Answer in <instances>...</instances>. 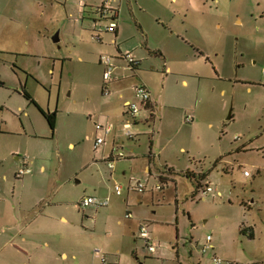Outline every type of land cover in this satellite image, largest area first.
<instances>
[{
    "label": "rangeland",
    "instance_id": "obj_1",
    "mask_svg": "<svg viewBox=\"0 0 264 264\" xmlns=\"http://www.w3.org/2000/svg\"><path fill=\"white\" fill-rule=\"evenodd\" d=\"M114 1L121 48L145 55L140 82L157 89L162 107V128L132 125V138L123 130L128 116L118 92L112 87L111 95L103 94L99 58L112 54L92 37V9L81 22L79 0H0V105L9 130H18L19 121L32 123V144L22 152L34 162L27 193L34 200L35 189L46 186L37 197L55 204L50 213L65 215L78 231L66 245L79 260L69 251L58 262L85 264V256L89 262L100 250L116 264H215V257L264 264V0ZM23 90L44 112H56L54 132ZM188 116L199 122L195 129L185 123ZM103 118L114 131L95 150V125ZM115 133V146L126 155L148 153L153 137L174 181L156 192L158 179H149L141 165L130 170L121 160L111 171L103 157ZM201 174H208L204 181ZM139 179L145 192H129ZM205 185L213 194L201 191ZM88 196L109 205L82 211L77 203ZM138 219L156 254L135 236Z\"/></svg>",
    "mask_w": 264,
    "mask_h": 264
},
{
    "label": "crops",
    "instance_id": "obj_2",
    "mask_svg": "<svg viewBox=\"0 0 264 264\" xmlns=\"http://www.w3.org/2000/svg\"><path fill=\"white\" fill-rule=\"evenodd\" d=\"M93 3H88V0L85 1L86 8L81 9L78 5V10L80 14V21L83 22L87 13V8H91L94 5L98 4L97 0H92ZM119 21V18H118ZM140 33L144 34L143 29L139 25ZM122 24L118 22V29L115 33H104L101 35V41L98 42L101 45L104 43L107 44L106 50L109 51L112 55L116 56L118 54H126L131 53L134 60L139 62L141 65V60L145 59V55L143 53H139L138 51L135 53L136 49L133 50H123L121 48V43L124 42V39L119 41L120 36L122 35ZM108 41V42H106ZM105 46V45H103ZM147 51H149L148 45H145ZM134 52V54H133ZM122 59L115 58V72H114V81L109 86L110 95L112 94V87L115 89V92H118L119 99L122 101L121 105L124 108L125 114V103L134 101V87L140 84L145 85L151 94V104L150 108L147 111H143L138 120L135 121V126L140 125H148L152 124L158 128L159 126L162 128V125H159L158 113L162 111V107L158 105L157 89L142 81L140 82V75L138 74V70L135 71L132 75H134L135 80H131L133 76H130L129 73L131 71L128 70L127 64ZM100 64V58H99ZM139 65V68H140ZM138 68V69H139ZM172 73L171 67H168L167 73ZM182 84L184 86H188L187 81H183ZM3 86V84H0ZM33 100V99H32ZM28 101V100H27ZM35 102V101H34ZM37 106L41 109V106L35 102ZM36 107V106H35ZM21 108V107H20ZM37 108V107H36ZM42 110V109H41ZM4 107L0 105V262L2 264H12V262H22V264H31V262H37V264H60L68 260L69 255L67 252H72V259L74 261L79 260V255L74 248H69L66 245V242L70 239L74 238L72 235L73 232H77L75 229V225L69 226L68 219L65 215H60L59 217L55 216L54 213H50L51 211L48 208L51 206L57 207L55 204L44 205V197L38 198L37 195L39 193H43L46 191L45 187H38L35 189V199H30V194L27 193L28 189L32 187V181L35 177L32 176L33 172L31 166L34 165L33 161L30 160L28 156H24L22 152H27V148H30L33 135L31 133V122L28 121H19V129L16 131L9 130L7 128V117L6 114H3ZM151 112H154V115L151 116ZM2 114V115H1ZM124 114V112H123ZM127 116V115H126ZM106 122L100 124L102 127H111V133L109 135H105L101 131L97 132V139L103 138L104 142L100 147L104 146L107 142L108 137L114 131L113 123H109L106 118H103ZM120 123V122H119ZM119 123H117L119 125ZM125 123V122H124ZM123 123V124H124ZM197 123L195 122L194 117L192 118V122L189 125L192 126L193 129L197 127ZM30 125V126H29ZM56 126V125H55ZM96 126V125H95ZM117 126V125H116ZM211 126V125H210ZM55 130V129H54ZM54 130L52 132H54ZM159 133V131H157ZM103 135V137H102ZM140 133L136 136L139 137ZM153 136V134H152ZM118 134L115 133L113 136V140L111 141V148L109 155H106L104 161L107 162L110 160L112 151L114 148L118 149L115 146V140L118 138ZM96 139V140H97ZM5 141V142H2ZM154 138L150 139L149 151L143 155L135 153L134 149H131L130 154H124L125 163H128V167L130 170L132 168L140 169V165L144 169V173L148 176L149 179L155 177L158 179L164 178L167 180V183L174 181L172 175L168 174V161L161 158L160 152L156 151L154 145ZM96 142V141H95ZM98 148V149H99ZM97 149V150H98ZM184 151V149H181ZM27 157L30 160L28 164V168L30 169V174H27L23 177H18V171L22 167V159ZM104 156V155H103ZM143 157V159H141ZM121 161V160H118ZM117 162V161H116ZM115 162V163H116ZM158 167H163V171H158ZM44 168H41L43 171ZM114 170V169H113ZM172 170V169H171ZM112 171V170H111ZM158 171V172H157ZM173 171V170H172ZM175 173V171H173ZM140 178V174L135 173ZM121 175L125 176L126 171L122 170ZM140 181V179L138 180ZM134 182V180H133ZM135 185L129 187L128 191L137 193L132 188ZM29 187V188H27ZM138 194V193H137ZM92 198H96L94 196H88ZM85 198V197H84ZM99 201L101 199L96 198ZM140 202V201H139ZM79 206V202L77 203ZM109 205V204H108ZM96 207V206H91ZM108 207V206H107ZM80 208V207H79ZM90 208V207H88ZM85 209H81L86 210ZM98 208V207H96ZM106 208V207H103ZM53 211V210H52ZM56 211V210H55ZM57 213V212H56ZM59 213H57L58 215ZM132 215V214H131ZM58 218V219H56ZM132 219V218H130ZM127 219V220H130ZM60 226H58V224ZM138 227L139 219L133 222ZM140 227V225H139ZM139 227L137 228L139 230ZM136 229V230H137ZM138 230L135 236L138 237ZM253 233L247 232V235ZM156 252L154 254L157 253ZM70 253V252H69ZM108 260V264H116L111 261L107 255V253L102 252ZM78 258V259H77ZM216 258V257H215ZM85 264H100V259L98 255L93 251V254L83 258ZM61 261V262H58ZM117 262V261H115ZM17 264V263H16ZM180 264V263H179Z\"/></svg>",
    "mask_w": 264,
    "mask_h": 264
},
{
    "label": "built area",
    "instance_id": "obj_3",
    "mask_svg": "<svg viewBox=\"0 0 264 264\" xmlns=\"http://www.w3.org/2000/svg\"><path fill=\"white\" fill-rule=\"evenodd\" d=\"M86 0H79V7L81 9L86 8L85 4ZM114 0H99V3L91 7L92 14L94 15L93 18V33L92 36L94 40L97 42L101 41V35L104 33H115L118 29V18H119V9H117L113 4ZM122 59L126 62L127 68L131 72H135L136 68L139 66V62H136L131 53L126 54H118L108 55L103 54L100 56V65L103 68V94L106 96L110 95L109 86L114 81V72H115V63L114 59ZM134 91V101L125 103V110L126 115L128 116V120L123 125V130L126 132V135L129 138H132L133 135L131 134L130 130L132 125H134L135 121L138 120L141 116L143 111H147L150 108L151 104V94L149 89L143 85H137L133 89ZM154 115V112H151V116ZM192 122V117L188 116L185 118V123L189 124ZM96 131H101L105 135H109L111 133V127H102L100 125L95 126ZM103 138L97 139L95 142L94 149L97 150L99 146L103 144ZM123 152L119 151L118 149L114 148L112 151V155L110 160L107 161L108 168L110 170L114 169L115 162L118 160L124 159ZM30 160L27 157L22 159V167L18 171V177H23L27 174H30V169L28 168V164ZM245 176H249L248 172H245ZM136 181V180H134ZM166 183L159 180V182L155 185L154 190L156 192H163L165 190ZM138 194H143L146 189V185L141 181H136L135 186L132 188ZM114 192L117 196L122 195V187L116 185L114 187ZM204 194H213V189L210 188L208 185L202 189ZM220 194L218 193V196ZM109 204V200L99 201L96 198L86 197L80 200L79 207L81 209H85L91 206L96 207H107ZM126 219L132 218L130 213H127L125 216ZM138 237L142 240L145 244V248L148 250L149 253L154 254L156 252L157 247L153 244V239L150 237V232L148 231L147 226H140L138 230ZM208 247H205L202 252L205 253ZM95 253L98 255L100 259V264H108V260L104 254L100 250H95ZM215 264H230L224 263L223 261L214 258Z\"/></svg>",
    "mask_w": 264,
    "mask_h": 264
},
{
    "label": "trees",
    "instance_id": "obj_4",
    "mask_svg": "<svg viewBox=\"0 0 264 264\" xmlns=\"http://www.w3.org/2000/svg\"><path fill=\"white\" fill-rule=\"evenodd\" d=\"M138 68H139V66L136 68V70H138ZM22 94H23V97L26 100H28L29 102H31L32 104H34L38 108V110L40 111V113L42 114V116L46 119V121H47L50 129L53 131L55 129V125H56V112H53V113H49V112L46 113V112H44L43 110H41L37 106V104L34 102V100H32L31 96L25 90H23ZM167 173L170 174V175H173L174 172L172 170H169V171H167ZM207 175L208 174H206V175L201 174V175L198 176V179L204 181V179L207 177ZM202 181H198L197 186H199ZM201 191H202V189H201ZM241 234L242 235H247V231L245 229H241ZM248 236H249L250 239L253 238V235L252 234H249Z\"/></svg>",
    "mask_w": 264,
    "mask_h": 264
},
{
    "label": "water",
    "instance_id": "obj_5",
    "mask_svg": "<svg viewBox=\"0 0 264 264\" xmlns=\"http://www.w3.org/2000/svg\"><path fill=\"white\" fill-rule=\"evenodd\" d=\"M54 40V42H58V35L53 39Z\"/></svg>",
    "mask_w": 264,
    "mask_h": 264
}]
</instances>
